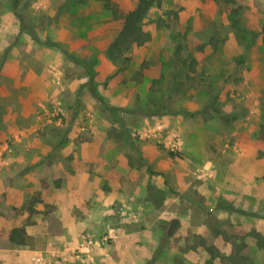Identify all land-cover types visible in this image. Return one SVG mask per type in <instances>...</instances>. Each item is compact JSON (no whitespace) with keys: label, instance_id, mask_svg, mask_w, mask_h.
<instances>
[{"label":"rangeland","instance_id":"1","mask_svg":"<svg viewBox=\"0 0 264 264\" xmlns=\"http://www.w3.org/2000/svg\"><path fill=\"white\" fill-rule=\"evenodd\" d=\"M145 1L0 0V264H264V0Z\"/></svg>","mask_w":264,"mask_h":264},{"label":"trees","instance_id":"2","mask_svg":"<svg viewBox=\"0 0 264 264\" xmlns=\"http://www.w3.org/2000/svg\"><path fill=\"white\" fill-rule=\"evenodd\" d=\"M226 4H230L233 0H221ZM144 5V6H142ZM148 3L145 0H141V5L137 7L136 10L128 12L126 14H118L116 10H112L114 19L122 20L121 29L118 32L114 41L109 45L107 50L108 58L113 62V64H117L121 67L118 68L120 71L122 69V65L128 63L129 57L127 54L131 50L133 46L140 47L144 44L151 41L152 35L151 32L144 29L145 22L143 20L145 16V12L148 7ZM232 11L230 10L229 18L231 20V24L233 27L237 25V20L234 18ZM176 16L175 13H173ZM155 24V28L162 29V28H169L168 23H164L163 19L159 18L156 21L152 22ZM65 57L74 63L77 66L83 67L88 69V65L86 61L82 58H77L72 54H67L65 51H62ZM176 53H178V48H176ZM90 75V85L89 88L91 91L93 90V85L91 83L92 72L88 69ZM94 95V92H93ZM162 112L165 114L171 115H181L185 116L187 113H181L180 111H170L168 109H162ZM159 114V112L155 113ZM171 155V154H170ZM8 240L14 245H24L26 243L25 233L24 230L21 228H12L8 231ZM256 245L258 248L264 249V237L260 235H256Z\"/></svg>","mask_w":264,"mask_h":264},{"label":"built area","instance_id":"3","mask_svg":"<svg viewBox=\"0 0 264 264\" xmlns=\"http://www.w3.org/2000/svg\"><path fill=\"white\" fill-rule=\"evenodd\" d=\"M132 216V215H131ZM89 245L85 246V247H80V248H77L76 251L78 252V254H84V253H87L89 251ZM78 257V255H77Z\"/></svg>","mask_w":264,"mask_h":264}]
</instances>
